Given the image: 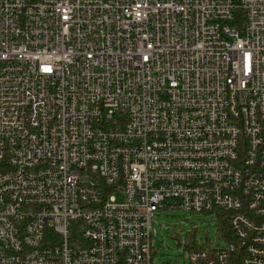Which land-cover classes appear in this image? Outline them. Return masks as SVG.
Returning <instances> with one entry per match:
<instances>
[{"label": "built area", "instance_id": "built-area-1", "mask_svg": "<svg viewBox=\"0 0 264 264\" xmlns=\"http://www.w3.org/2000/svg\"><path fill=\"white\" fill-rule=\"evenodd\" d=\"M175 209L264 264V0H0V264H152Z\"/></svg>", "mask_w": 264, "mask_h": 264}, {"label": "rangeland", "instance_id": "rangeland-1", "mask_svg": "<svg viewBox=\"0 0 264 264\" xmlns=\"http://www.w3.org/2000/svg\"><path fill=\"white\" fill-rule=\"evenodd\" d=\"M116 195L118 200H123L121 192ZM152 223L157 230L153 235L155 254L152 264H189L186 244L192 231L199 244H222L216 230L219 221L213 214L181 209L162 210L153 216Z\"/></svg>", "mask_w": 264, "mask_h": 264}, {"label": "trees", "instance_id": "trees-1", "mask_svg": "<svg viewBox=\"0 0 264 264\" xmlns=\"http://www.w3.org/2000/svg\"><path fill=\"white\" fill-rule=\"evenodd\" d=\"M220 229H223V230H226V231H228L229 230V225H228V222L227 221H221V223H219V230ZM189 236H191V237H196L195 236V233L192 231V232H190L189 234H188Z\"/></svg>", "mask_w": 264, "mask_h": 264}]
</instances>
